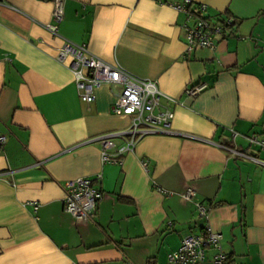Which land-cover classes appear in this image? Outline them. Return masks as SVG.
I'll use <instances>...</instances> for the list:
<instances>
[{
	"label": "crops",
	"instance_id": "crops-1",
	"mask_svg": "<svg viewBox=\"0 0 264 264\" xmlns=\"http://www.w3.org/2000/svg\"><path fill=\"white\" fill-rule=\"evenodd\" d=\"M181 1L63 0L56 24L52 0H0V264H166L206 225L231 264H264V148L249 141L264 140V0H192L189 11L203 3L211 22L237 24L213 50L190 51L184 25L197 15L187 20ZM65 42L154 80L176 101L169 128L102 162L99 138L130 118L112 111L118 88L80 100L55 59ZM200 82V94H185ZM128 138L112 136L108 151ZM81 177L103 193L87 222L63 209L64 182Z\"/></svg>",
	"mask_w": 264,
	"mask_h": 264
},
{
	"label": "built area",
	"instance_id": "built-area-1",
	"mask_svg": "<svg viewBox=\"0 0 264 264\" xmlns=\"http://www.w3.org/2000/svg\"><path fill=\"white\" fill-rule=\"evenodd\" d=\"M51 16L58 24L63 16V0H52ZM192 0H182L174 8L186 14L187 20L197 15L192 26L184 25L186 50L197 48H215L214 36L225 34L224 28L235 21L230 15H220L216 22L204 16L206 5L200 3L195 11H189ZM50 30L56 34L57 26H50ZM55 59L66 65L73 75L79 98L85 103L94 100V90L107 85L110 88H118L112 111L115 114H124L130 118L129 127L125 132L114 135H103L100 139L102 162H120L119 157L125 151L133 150L138 137L147 133H160L170 126L173 113L168 104L176 102L172 97L163 93L154 80L141 79L122 68L111 65L101 58L93 55L84 44L75 45L65 42L56 52ZM206 88L205 83H197L185 90V94L195 97ZM127 134L128 139L124 145L117 149L116 155L108 150L115 147L112 136ZM6 140L0 135V145ZM250 142L259 144L264 148V140L249 138ZM145 166V163H142ZM196 190L187 186L181 197L185 201L195 198ZM103 193L94 187L91 178H76L67 180L63 184V209L69 213L75 221L87 222L91 220L97 202ZM36 208V207H35ZM209 207L201 202L196 203L195 218H207ZM221 235L211 231L206 225L201 232L185 235L179 247L168 254L166 264H203L206 254L212 251L211 264H227V256L221 251Z\"/></svg>",
	"mask_w": 264,
	"mask_h": 264
},
{
	"label": "trees",
	"instance_id": "trees-1",
	"mask_svg": "<svg viewBox=\"0 0 264 264\" xmlns=\"http://www.w3.org/2000/svg\"><path fill=\"white\" fill-rule=\"evenodd\" d=\"M227 15V14H226ZM237 22L236 20L233 22V24H231L230 26H227L226 28H224V33L225 34H231L232 32H234V28L236 26ZM231 260L227 259V264H231Z\"/></svg>",
	"mask_w": 264,
	"mask_h": 264
},
{
	"label": "rangeland",
	"instance_id": "rangeland-1",
	"mask_svg": "<svg viewBox=\"0 0 264 264\" xmlns=\"http://www.w3.org/2000/svg\"><path fill=\"white\" fill-rule=\"evenodd\" d=\"M200 220V219H199Z\"/></svg>",
	"mask_w": 264,
	"mask_h": 264
}]
</instances>
